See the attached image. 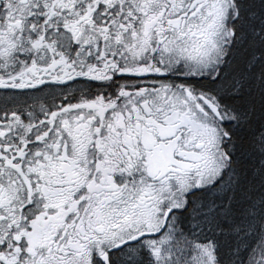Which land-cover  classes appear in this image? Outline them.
I'll return each mask as SVG.
<instances>
[{
	"label": "snow or ice",
	"instance_id": "snow-or-ice-1",
	"mask_svg": "<svg viewBox=\"0 0 264 264\" xmlns=\"http://www.w3.org/2000/svg\"><path fill=\"white\" fill-rule=\"evenodd\" d=\"M0 264H264V0H0Z\"/></svg>",
	"mask_w": 264,
	"mask_h": 264
}]
</instances>
